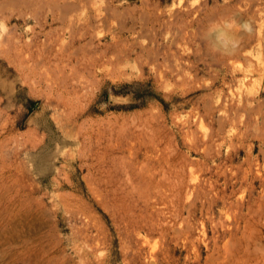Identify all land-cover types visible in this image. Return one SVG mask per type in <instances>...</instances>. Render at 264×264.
Instances as JSON below:
<instances>
[{"label": "rangeland", "instance_id": "374dc122", "mask_svg": "<svg viewBox=\"0 0 264 264\" xmlns=\"http://www.w3.org/2000/svg\"><path fill=\"white\" fill-rule=\"evenodd\" d=\"M0 25V264H264V0Z\"/></svg>", "mask_w": 264, "mask_h": 264}, {"label": "clouds", "instance_id": "9594fccd", "mask_svg": "<svg viewBox=\"0 0 264 264\" xmlns=\"http://www.w3.org/2000/svg\"><path fill=\"white\" fill-rule=\"evenodd\" d=\"M239 27H240L242 30H244V31H249L251 26L248 25L247 23H245V24L240 25ZM0 28H3V26L0 25Z\"/></svg>", "mask_w": 264, "mask_h": 264}]
</instances>
